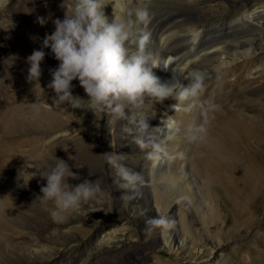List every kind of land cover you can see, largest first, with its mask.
Here are the masks:
<instances>
[{
	"label": "rangeland",
	"instance_id": "374dc122",
	"mask_svg": "<svg viewBox=\"0 0 264 264\" xmlns=\"http://www.w3.org/2000/svg\"><path fill=\"white\" fill-rule=\"evenodd\" d=\"M132 1L137 8L147 5V23L155 29L185 34L189 27L202 28L205 35L197 49L219 42L225 46L223 54L216 51L220 46L203 50L192 65L207 74L197 108L209 98L220 106L207 125V142L216 133L223 136L222 128L234 114L258 116L263 119L262 141L257 144L238 134L239 144L248 153L262 152L264 161V33L251 28L257 21L247 26L243 17L264 6V0ZM71 6L72 0H11L7 6L0 2V264H264V162L261 173L241 185L226 163L227 155L215 157L206 143L191 141L187 147L184 136L176 134L162 143L161 155L178 163L186 159L192 187L184 182L175 189L151 183L143 163L152 149L135 143L140 134L136 125L107 114L95 120L89 111L92 117L82 109L52 103L55 94L47 87L51 75L43 65L58 67L53 54L49 63H41L39 83L27 80V57L38 50L37 44L42 46L46 33L54 32L51 9L65 13ZM38 17L47 23L41 26ZM247 38L254 39L252 48L245 44ZM126 46L134 47L130 37ZM186 47L178 46L175 59ZM175 62L171 72H176ZM72 83L73 94L86 98L78 80ZM36 102L41 112L31 119V104ZM164 103L145 98L138 119L156 125ZM192 104L169 101L171 116L177 119L180 110L186 120ZM202 116L204 120L203 111ZM125 126L132 131H124ZM143 135L152 139L148 130ZM106 154L119 157L143 176V182L135 190L121 187L123 181ZM56 158L78 173L70 184L99 180L104 190L100 202L84 205L63 221L53 220L52 203L42 205L36 199ZM157 216L176 221L184 238L183 243L175 242L178 249L165 242L160 227L146 224Z\"/></svg>",
	"mask_w": 264,
	"mask_h": 264
},
{
	"label": "clouds",
	"instance_id": "9594fccd",
	"mask_svg": "<svg viewBox=\"0 0 264 264\" xmlns=\"http://www.w3.org/2000/svg\"><path fill=\"white\" fill-rule=\"evenodd\" d=\"M0 2L4 6L9 4V0ZM109 4L113 8L120 7L128 15L132 14L127 9L126 0H115V4L111 0H72V6L65 10L64 18L53 21L55 30L50 35L45 34L41 49L34 50L27 57V80L39 83L41 63L46 55L43 49L50 48L59 62L58 67L50 70L51 82L47 86L55 94L52 103L57 106L67 104L73 109H86L95 118H102L107 114L113 119L126 120L129 125H136L140 134L134 137L135 143L140 148L150 147L152 150L148 152V158L159 161L165 148L161 143L153 142L150 137L145 138L143 133L150 128L149 124L145 119H138L145 97L163 101L175 96L179 101H191L195 104L206 90L207 74L200 70L189 72L185 77L189 81L187 86L179 82L162 83L153 71L161 67L159 61L144 51L147 36L141 38L137 50L131 52L126 43L129 41L132 21L117 20L114 17L109 22L103 11ZM134 14L138 21L146 23L149 16L147 5L136 8ZM37 22L44 26L47 20L38 17ZM77 80L86 99L73 94L72 82ZM31 108L30 118L36 119L41 112V105L32 103ZM201 108L205 119L192 128L189 137L195 143H207V125L220 106L213 98H209ZM124 131L131 132L132 128L125 126ZM106 155L123 181L121 187L135 190L143 182V176L120 163L119 157ZM77 175L68 162L56 158L51 171L45 176L46 185L41 186V194L36 199L42 205H54V221H63L68 216L79 213L84 205L100 202L103 197L104 190L99 180L84 179L79 184H70L69 179ZM175 223L174 219L165 216L150 217L146 221L148 225L160 227L163 232L172 229Z\"/></svg>",
	"mask_w": 264,
	"mask_h": 264
},
{
	"label": "bare ground",
	"instance_id": "6f19581e",
	"mask_svg": "<svg viewBox=\"0 0 264 264\" xmlns=\"http://www.w3.org/2000/svg\"><path fill=\"white\" fill-rule=\"evenodd\" d=\"M142 1L143 0H140V2ZM111 3L115 4V0H111ZM126 3L127 9L132 12L131 15H128L126 11H122L120 7L113 8L111 4L106 5L103 8V11L108 17L109 22H111L114 17L117 20L125 18L132 21L130 30V41L133 43L134 47L131 46V52L136 51L140 39L144 36H147V40L144 44V51L153 59L159 61V65L161 67L155 68L153 69V71L154 74L159 77L162 83L171 84L174 82H179L180 84L187 86L189 81L186 80L185 77L189 72L194 70L192 65L195 63V59L198 54H200L203 50L214 46H220L218 49H216L217 53L218 51L220 52V54L225 53V46H223V44L218 45L221 44L220 42L210 43L204 49H197V42L205 35V32L202 28L198 29L197 27H189L186 30L185 34L180 31H170L168 32V34H166V27H159L155 29V27L150 23L138 21L134 14V10L137 7L133 4L132 0H126ZM60 10V8H53L51 9L50 13L54 16V18H59L62 20L64 18L65 13H62ZM243 17L247 19V26H251L248 23L249 21H257L258 25H255L251 28H253L254 31L258 34L264 33V6L255 7L249 14H245ZM242 23H245V21L243 20ZM243 26L244 25H242V27ZM53 29L55 30V27ZM258 34L253 33L252 35L256 36ZM38 36L40 37L39 33ZM253 40V38L244 39L245 44L249 46L248 49L252 48ZM40 41L43 42V39ZM181 43L188 44V47H186L185 51L178 58L175 59L174 53L180 51L178 46H180ZM36 47L38 50H40L42 46L40 44H37ZM43 50L45 51V53L50 52V54L45 55V59L43 61L45 63H49V56H52L51 50L50 48ZM173 61L175 62V66L177 67L175 70L176 72H171L170 66L173 64ZM43 67L45 71H50L56 68L55 66H51V64H45L43 65ZM145 98L151 101L156 100L155 98L151 97ZM171 100H178V98L173 96L163 100L165 103L163 105L161 119L159 123L154 125V123L147 121L150 127L147 130L150 132L153 141H155L156 143L162 144L165 140L174 138L176 134H180L184 136V140L187 144V147H191L189 146V143L191 144V140L189 139V137L191 135L192 128L195 125L202 123L203 121L202 117L204 116H202V109L197 108V102L187 107L186 113H188L189 115L188 117L186 116V120H182L181 116L183 115L180 110L176 112L178 114V118L174 119L170 114L171 106L169 105V101ZM81 113L83 115L87 114L88 116L92 117L90 113H87L86 109H82ZM93 119L96 120L98 118L94 117ZM222 132L224 133H222L223 136H221V133H216L215 135L213 134L214 136H212V138L208 140L209 143H206L205 149L212 153L215 157L217 156V158H219V156L221 155L223 157L224 155H227L226 163H228L229 166L232 167V170L234 169L238 176V179L241 180V185L243 183L248 185V182H250V180L255 175L261 173V162L264 161H262V152H259L257 149L253 153H248L245 148H241L239 144V135L242 137H246L248 140L252 139L257 142V144H259L262 141L263 135V119L259 118L258 116H245L241 113H237L232 116L230 124L223 126ZM241 149H245L246 151L242 152ZM209 155L211 154L207 155L209 157L208 160L214 161L213 159L215 157L212 155L214 158H211ZM161 157L162 158L159 161L146 158L144 160L143 164L146 165V176L151 183H160L163 184L165 187H169L171 189L179 187L177 186L179 185L178 182H184L185 184L190 186L193 185L192 179H190L189 176L191 167L185 162L186 159L180 160V163H178L176 161H170L171 157H169L168 160L166 158L167 156L165 157L161 155ZM208 165L213 167V164L211 165L210 161H208ZM262 165L264 167V163ZM179 230L180 229L177 227V225H175L172 229L168 230L167 232H163L166 238L165 242H169L170 248L172 247L173 249H178V246L175 245L176 241H178L179 243H183L184 238L182 239L180 237Z\"/></svg>",
	"mask_w": 264,
	"mask_h": 264
}]
</instances>
